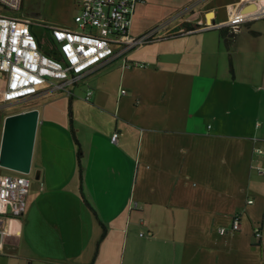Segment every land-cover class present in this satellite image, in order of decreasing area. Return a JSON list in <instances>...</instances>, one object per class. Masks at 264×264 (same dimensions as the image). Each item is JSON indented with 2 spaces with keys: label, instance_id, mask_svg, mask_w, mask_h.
<instances>
[{
  "label": "crops",
  "instance_id": "crops-1",
  "mask_svg": "<svg viewBox=\"0 0 264 264\" xmlns=\"http://www.w3.org/2000/svg\"><path fill=\"white\" fill-rule=\"evenodd\" d=\"M238 1L185 7L190 14L174 27L186 30L160 38L173 41L154 58L155 71H170L173 82L165 109L139 110L146 98L119 95V82L97 77L119 59L131 68L125 57L85 77L93 76L84 90L31 97L39 110L36 182L21 215L0 213V264H264V181L253 180L264 175L255 151L264 148V17L224 37ZM248 186L255 199L245 196Z\"/></svg>",
  "mask_w": 264,
  "mask_h": 264
},
{
  "label": "built area",
  "instance_id": "built-area-1",
  "mask_svg": "<svg viewBox=\"0 0 264 264\" xmlns=\"http://www.w3.org/2000/svg\"><path fill=\"white\" fill-rule=\"evenodd\" d=\"M80 11L75 17L77 28L50 26L49 33L57 55H49L39 45L34 22L19 14L22 0H0V72L6 73L3 92L5 103L26 100L43 90L73 93V86L98 67L126 54L139 44L150 41L155 33L140 37L130 34L133 14L138 0H77ZM229 23L235 31L242 22L264 17V0H239L228 7ZM137 65H140L137 63ZM125 93V90H122ZM92 90L88 89L86 99ZM119 132L111 141L117 143ZM255 151L264 156V148ZM264 174V166H258ZM16 175L0 172V213L21 215V204L31 185L30 173ZM253 200H248L252 203ZM241 214L233 216L231 230L241 228ZM228 229L220 228L225 234ZM261 236V229H255Z\"/></svg>",
  "mask_w": 264,
  "mask_h": 264
},
{
  "label": "rangeland",
  "instance_id": "rangeland-1",
  "mask_svg": "<svg viewBox=\"0 0 264 264\" xmlns=\"http://www.w3.org/2000/svg\"><path fill=\"white\" fill-rule=\"evenodd\" d=\"M196 1L197 0H145L143 7H137L135 14H133L131 34L138 35L143 32L155 30L153 38L148 42L139 44L127 53L126 59L128 60L129 66H132L131 68H125L123 66L124 58L119 59L101 69L97 77L103 80L106 79L119 82V95L128 96L131 100L137 99L138 97L142 99L143 97L146 98L148 101L147 104H143L139 110L165 109L164 102L173 95V86L171 85L173 82L170 77V71H165L164 73L161 72V70L155 71L156 66L154 58L158 53L173 48V41H161L160 38L169 37L176 33L179 34L186 30L184 26L178 28L174 27L181 18L190 14L189 12L183 13V9L189 6L192 10L197 11L209 0H203L199 4H196ZM79 8L80 6L76 0H22L19 14L35 22V32L38 37L42 39L44 48H49L51 46L49 27L60 25L77 28L78 25L75 22V17L79 12ZM54 55H57L56 50H54ZM166 57L168 59V66H171L170 56ZM137 63L140 65H137ZM161 76L164 77L161 78ZM92 77L93 76H90L88 79L84 78L78 83L81 89L84 90L82 87L84 85H81V83L90 81ZM5 83V77L0 75V94L5 89ZM122 88L127 90L126 94L122 93ZM89 89H91V87ZM178 91L177 89V94ZM35 103L33 98L15 100L8 103L2 101L0 103V146L6 116L30 109ZM134 107L135 105L132 103L131 109ZM0 172L11 175L17 174L15 171L1 166ZM29 177L32 179L33 186L36 182L34 171L30 172ZM253 180L262 183L261 181H264V175H257L254 173ZM262 185V192L264 195V184ZM254 192H256V189L253 186H248L245 196L255 199ZM256 206L257 209L261 208L260 206L258 207V204ZM258 213L259 216H262L261 210L259 212L257 211V214ZM244 218L247 219V216L245 215ZM256 228L258 227H255V229ZM255 229L250 228L249 230L253 235L252 239L254 243L257 244L260 241V237L255 235ZM142 233L144 234L145 231L142 230ZM255 250H259L257 254H260V256L262 255L260 246ZM238 254L245 256L248 253L242 250L238 252Z\"/></svg>",
  "mask_w": 264,
  "mask_h": 264
},
{
  "label": "water",
  "instance_id": "water-1",
  "mask_svg": "<svg viewBox=\"0 0 264 264\" xmlns=\"http://www.w3.org/2000/svg\"><path fill=\"white\" fill-rule=\"evenodd\" d=\"M38 124L37 108L6 116L0 146L1 167L17 172H31Z\"/></svg>",
  "mask_w": 264,
  "mask_h": 264
},
{
  "label": "trees",
  "instance_id": "trees-1",
  "mask_svg": "<svg viewBox=\"0 0 264 264\" xmlns=\"http://www.w3.org/2000/svg\"><path fill=\"white\" fill-rule=\"evenodd\" d=\"M234 32H235V30L231 27V26H225V27H222L221 28V34L224 36V37H226V36H228V35H230V36H233L234 35ZM37 34V33H36ZM38 39H39V45H40V47L42 48V50L44 51V52H46L47 54H49V55H54V50H56V47H55V45H54V43H53V39H51L50 38V42H51V46L49 47V48H44V46H43V42H42V39L40 38V37H38ZM56 56V55H55ZM3 101V95L2 94H0V103ZM73 132V131H72ZM74 139H75V142H76V144H78V140H77V138L75 137V135H74ZM81 150L80 149H78V152H77V156H78V159H79V161H80V158H81ZM105 235V228L103 227V233H102V237Z\"/></svg>",
  "mask_w": 264,
  "mask_h": 264
},
{
  "label": "bare ground",
  "instance_id": "bare-ground-1",
  "mask_svg": "<svg viewBox=\"0 0 264 264\" xmlns=\"http://www.w3.org/2000/svg\"><path fill=\"white\" fill-rule=\"evenodd\" d=\"M210 16H212V14H210Z\"/></svg>",
  "mask_w": 264,
  "mask_h": 264
}]
</instances>
